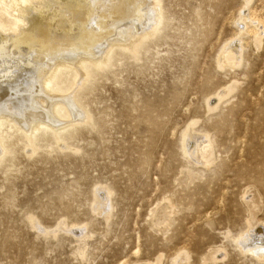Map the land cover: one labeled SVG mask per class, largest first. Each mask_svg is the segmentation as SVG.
<instances>
[{"label": "rangeland", "instance_id": "374dc122", "mask_svg": "<svg viewBox=\"0 0 264 264\" xmlns=\"http://www.w3.org/2000/svg\"><path fill=\"white\" fill-rule=\"evenodd\" d=\"M161 6L137 54L116 47L73 88L91 123H72L60 143L42 132L32 153L6 129L0 264H264L238 242L246 231L264 240V0ZM234 39L239 61L220 65Z\"/></svg>", "mask_w": 264, "mask_h": 264}, {"label": "bare ground", "instance_id": "6f19581e", "mask_svg": "<svg viewBox=\"0 0 264 264\" xmlns=\"http://www.w3.org/2000/svg\"><path fill=\"white\" fill-rule=\"evenodd\" d=\"M163 21L161 0H0V160L11 152L5 141L7 128L23 132L24 145L32 153L42 132L53 130L52 139L59 142L60 132L72 123H91L89 111L77 105L75 85L86 83L94 70L104 68L116 47L137 54L143 40ZM243 27L241 34L246 31ZM241 48L239 39L229 42L218 57L219 64H237ZM67 70L72 78H65ZM222 93H217V99ZM60 105L69 108L65 111L70 115L60 114ZM62 116L74 119L58 118ZM188 135L182 144L186 154L191 151ZM209 146L207 138L199 142L197 157L204 159ZM97 192L95 208L106 209L108 191ZM252 232L246 231L239 245L264 259V247L247 246L248 240L256 246L264 244ZM177 264L188 263L180 256Z\"/></svg>", "mask_w": 264, "mask_h": 264}]
</instances>
